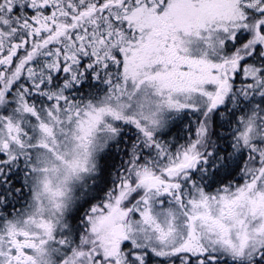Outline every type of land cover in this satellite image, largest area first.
I'll return each instance as SVG.
<instances>
[{
    "label": "snow or ice",
    "instance_id": "snow-or-ice-1",
    "mask_svg": "<svg viewBox=\"0 0 264 264\" xmlns=\"http://www.w3.org/2000/svg\"><path fill=\"white\" fill-rule=\"evenodd\" d=\"M0 264H264V0H0Z\"/></svg>",
    "mask_w": 264,
    "mask_h": 264
}]
</instances>
